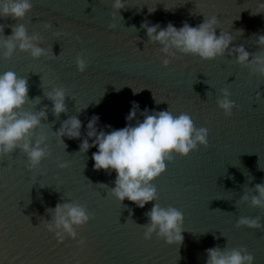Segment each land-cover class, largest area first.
<instances>
[{
	"label": "water",
	"instance_id": "obj_1",
	"mask_svg": "<svg viewBox=\"0 0 264 264\" xmlns=\"http://www.w3.org/2000/svg\"><path fill=\"white\" fill-rule=\"evenodd\" d=\"M30 2L33 7L23 20L0 16V41L12 34V26L23 24L29 35L39 34L37 46L49 55L34 59L17 48L5 59L0 47V74L12 71L28 81L25 111L47 106L48 118L34 135H46L50 155L35 170L28 169L19 149L0 156V264H206V250L214 247H245L254 264H264V228L236 226L240 217L257 216L264 225V209L242 201L264 183V77L227 53L207 61L177 53L165 67L161 45L149 43L141 27L145 21L195 27L216 15L217 36L221 31L233 36L230 49L242 45L258 53L264 51L256 45L264 35V13H251L264 0H123L126 8L120 13L112 7L114 0ZM77 56L87 61L83 73ZM53 88L66 92L68 112L59 118L46 95ZM225 88L237 106L231 117L216 103ZM133 102L141 122L145 109L150 114L169 110L174 116L190 115L197 128L209 132L207 148L198 146L187 157L174 155L166 162V171L152 182L158 199L144 208L111 195L116 173L94 170L97 147L79 151L93 116L99 117L98 131L121 129L129 123L125 117ZM70 116L82 122L80 139L54 134ZM60 163L68 166L60 168ZM65 202L84 205L91 219L76 229V239L66 236L59 243L45 223L54 217L49 209ZM154 203L183 212L181 244L170 245L155 234L144 238L146 213Z\"/></svg>",
	"mask_w": 264,
	"mask_h": 264
},
{
	"label": "clouds",
	"instance_id": "obj_2",
	"mask_svg": "<svg viewBox=\"0 0 264 264\" xmlns=\"http://www.w3.org/2000/svg\"><path fill=\"white\" fill-rule=\"evenodd\" d=\"M33 5L30 0H0V16L11 17L14 20H23ZM113 9L120 13L126 6L123 0H114ZM149 10V13L154 12ZM264 13V3L258 4L252 15ZM115 18V17H113ZM122 18V17H121ZM44 27L50 28L51 24ZM115 29V24H110ZM141 27L146 30L149 43L161 45L159 51L164 54L162 63L167 67L172 59H177V53L182 55L198 56L202 60H214L217 57L235 56V62L248 68L253 75L264 77V51L249 53L244 46L229 48L233 36L229 32L221 31L217 36L219 20L216 15L205 17L204 21L193 27L184 22L180 28L171 22L166 27L160 24L150 25L147 21ZM4 31V25H0V33ZM243 30H241L242 34ZM57 36L61 33L57 32ZM41 40L39 34L29 35L23 24L12 26V34L0 41V47L5 49V59L11 58L19 49L21 52L30 53L34 59L48 56L49 50L37 46ZM256 45L264 49V35H259ZM251 57V58H250ZM76 65L79 72L83 73L88 64L82 56L76 57ZM141 89L140 91H142ZM140 91L133 90L134 94ZM222 98L216 103L223 110L225 116L231 117L235 102L229 99L231 93L228 89H222ZM52 102V114L59 118L62 113H67L65 104L66 92L63 88H53L47 94ZM260 93H257V99ZM38 99V98H37ZM29 103L28 81L19 78L15 72L7 71L0 74V156H8L19 149L26 154L29 170L38 169L42 160L50 155L47 137L44 134L34 135L36 129L42 127V121L47 120L48 108L38 112L24 110ZM139 105L132 103V109L125 117L129 123L127 126L105 132L97 129L98 116H93L87 123L86 137L79 145V151L87 153L90 148L97 147L92 154L94 170H104L109 175L114 171L116 178L115 187L110 188L112 196L121 203L127 199L139 208H144L149 202L158 199L157 189L152 182L166 171V162H172L174 155L187 157L191 152L198 150V146L208 147V129L197 128L190 115L181 113L174 116L169 110L153 111L151 114L145 109L141 115L142 122L138 120L137 111ZM136 120L135 125L131 121ZM111 128L110 125L106 126ZM82 122L78 116H70L63 121L61 127L54 134L59 137H67L70 140L81 138ZM92 143H89V140ZM67 163H60V168H66ZM254 193L249 197L246 193L242 201L249 202L254 208L264 209V183L256 184ZM54 217L45 226L49 232L55 234L59 243H63L65 237L77 238V228H83L91 215L84 205L79 203H57ZM148 223L144 227V238L150 240L155 234L168 244H181L183 242L184 214L175 207H161L154 203L146 213ZM237 227L250 229L264 228L261 217H240ZM83 246L85 241L80 240ZM206 264H254V256L248 253L247 248L227 247L221 250L219 247L206 250Z\"/></svg>",
	"mask_w": 264,
	"mask_h": 264
}]
</instances>
